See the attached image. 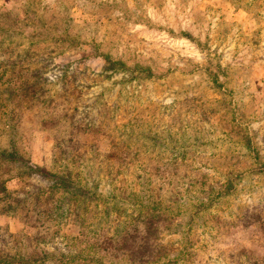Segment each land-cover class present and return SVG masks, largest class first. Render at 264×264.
Wrapping results in <instances>:
<instances>
[{
  "label": "rangeland",
  "instance_id": "1",
  "mask_svg": "<svg viewBox=\"0 0 264 264\" xmlns=\"http://www.w3.org/2000/svg\"><path fill=\"white\" fill-rule=\"evenodd\" d=\"M0 264H264V0H0Z\"/></svg>",
  "mask_w": 264,
  "mask_h": 264
},
{
  "label": "trees",
  "instance_id": "2",
  "mask_svg": "<svg viewBox=\"0 0 264 264\" xmlns=\"http://www.w3.org/2000/svg\"><path fill=\"white\" fill-rule=\"evenodd\" d=\"M10 157V154L8 155ZM36 171H39L38 168H35ZM59 182H61L59 179H58ZM50 188H59V183L57 181H55V183H52L50 185Z\"/></svg>",
  "mask_w": 264,
  "mask_h": 264
}]
</instances>
